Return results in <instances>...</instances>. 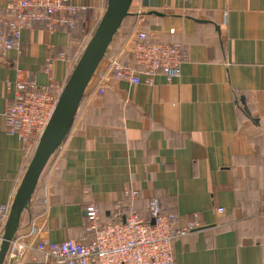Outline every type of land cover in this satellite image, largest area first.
<instances>
[{
    "label": "crops",
    "instance_id": "1",
    "mask_svg": "<svg viewBox=\"0 0 264 264\" xmlns=\"http://www.w3.org/2000/svg\"><path fill=\"white\" fill-rule=\"evenodd\" d=\"M8 2L0 0L4 34ZM73 2L88 7L80 25L88 13L103 17L107 7V0ZM140 32L180 49L179 77L168 82L158 74L153 86L144 77L133 85L106 71L112 58L131 60ZM75 36L36 26L22 31L19 50L0 49V206L11 208L36 150L7 132L6 102L19 77L48 86L46 57L71 55ZM73 66L55 62L59 85ZM126 189L140 198L126 197ZM152 198L182 224L195 214L202 224L175 239L173 264H264V0H133L15 238L87 242L89 204L110 223L120 218L118 206L148 217ZM32 258L42 260L36 251ZM4 264L17 263L6 256Z\"/></svg>",
    "mask_w": 264,
    "mask_h": 264
},
{
    "label": "built area",
    "instance_id": "2",
    "mask_svg": "<svg viewBox=\"0 0 264 264\" xmlns=\"http://www.w3.org/2000/svg\"><path fill=\"white\" fill-rule=\"evenodd\" d=\"M190 2L191 0H184ZM88 10L85 5L73 0H9L4 19L6 34L0 31V49L6 52L21 47V33L38 26L46 32H75L81 15ZM131 60L122 62L118 57L106 64V71L116 79L133 85L145 78L153 86L154 78L163 74L171 82L181 74L182 55L178 47L159 42L145 32L138 33L130 46ZM57 60L77 64L72 55L61 53L46 57L43 67L49 79L48 86L39 85L30 77H19L12 99L7 100L3 118L10 135L17 136L24 147L38 146L41 137L54 114L65 89L53 76ZM73 66V67H74ZM101 78L97 93H104ZM12 84L6 83L7 91ZM125 196L136 200L140 191L125 190ZM224 209H218L219 214ZM11 212L10 206H0V244ZM87 242L67 240L51 242L41 239L34 243L24 238H14L10 243L7 258L17 264H173V242L202 228L198 215H192L186 223L172 213L162 209L160 200L149 201L148 217L136 214L131 207L118 206L115 222L103 223L95 204L85 208ZM124 215V218L121 217ZM264 249V248H263ZM36 251L42 260L28 255Z\"/></svg>",
    "mask_w": 264,
    "mask_h": 264
},
{
    "label": "water",
    "instance_id": "3",
    "mask_svg": "<svg viewBox=\"0 0 264 264\" xmlns=\"http://www.w3.org/2000/svg\"><path fill=\"white\" fill-rule=\"evenodd\" d=\"M132 2L133 0H107L106 11L66 83L54 114L18 188L2 237L0 264L5 262L10 243L15 238L22 214L31 201L43 170L66 138L85 91L114 36L125 18L129 16Z\"/></svg>",
    "mask_w": 264,
    "mask_h": 264
},
{
    "label": "rangeland",
    "instance_id": "4",
    "mask_svg": "<svg viewBox=\"0 0 264 264\" xmlns=\"http://www.w3.org/2000/svg\"><path fill=\"white\" fill-rule=\"evenodd\" d=\"M101 18L102 17L97 18L93 14L88 13L85 16V21L79 26L78 30L75 31L76 42H75L73 48H71V50H69V53L75 58V60L79 61V59L82 57V55L85 51V48H86L88 42L90 41V39L92 38ZM78 61H77V63H78Z\"/></svg>",
    "mask_w": 264,
    "mask_h": 264
}]
</instances>
